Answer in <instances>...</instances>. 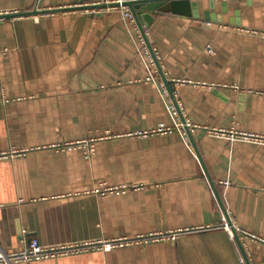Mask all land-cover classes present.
<instances>
[{"label":"crops","instance_id":"0c3cea01","mask_svg":"<svg viewBox=\"0 0 264 264\" xmlns=\"http://www.w3.org/2000/svg\"><path fill=\"white\" fill-rule=\"evenodd\" d=\"M100 1L0 0L29 13L0 18V249L87 245L15 264H264V144L208 130L264 135V0L153 14L173 97L121 7L54 11ZM85 140L93 153L68 144ZM226 216L255 236L231 238Z\"/></svg>","mask_w":264,"mask_h":264},{"label":"built area","instance_id":"2783aa9c","mask_svg":"<svg viewBox=\"0 0 264 264\" xmlns=\"http://www.w3.org/2000/svg\"><path fill=\"white\" fill-rule=\"evenodd\" d=\"M124 0H103L100 1L99 3H109V2H123ZM114 7H107V8H102V9H111V8H115ZM117 7H121L122 9V13H123V18L124 20L129 23L130 25H132L134 27L135 30H138V24L135 20V17L133 15V13L131 12V10L127 7V6H117ZM2 15V14H0ZM139 40L141 41V43L144 45L143 49L145 50V53L148 55L151 64H155V60L148 48V46L146 45V40L145 37L143 36V34H139ZM155 80V79H154ZM163 92L166 94H164L165 96H167L168 94V90L163 89ZM167 106L168 109L171 113V115L173 117H175L176 119L178 118V108H177V104H175L172 100L169 101L167 100ZM186 126H188L189 128L191 127L190 123L186 121V123L180 127L178 126V129H180L181 131H186ZM185 129V130H184ZM159 131H171L172 128L171 127H166L164 125H160V127L158 128ZM210 134H213L215 136L218 137H224L227 138L231 141H248V142H257V143H263L264 144V135H260V134H256V133H252V132H247V131H240L237 130L235 128L233 129H224V128H214V129H208ZM186 140L189 141L188 136L185 134ZM94 141H89L87 144V141H76V142H72V143H68L69 146H75V145H83L84 147H87L86 152L88 154H91L95 151L94 148ZM86 145V146H85ZM114 188H110V190H113ZM222 225L229 231V234L231 236V238H235L236 234L234 233L233 229H235L237 235L238 232L246 235V236H255V235H249L248 233H246L244 230L238 228L234 222H232V219H230V217L226 216V218L223 219L222 221ZM236 227V228H235ZM237 229V230H236ZM238 231V232H237ZM179 234V232H173L169 235H167V238L170 239H175L176 236ZM165 236H150L151 240H157V239H164L166 238ZM120 243H103L102 246H100V249H108L111 248L115 245H118ZM87 245H61L58 247H53V246H46L41 244V242L38 239H32L25 247L24 249L12 252V253H7L4 250L0 249V264H15L18 262H25V263H30L34 260H40V259H44V258H48V257H52V256H56V255H63V254H68V253H74V252H79V251H84L87 249L86 247ZM242 262H245L244 259H242Z\"/></svg>","mask_w":264,"mask_h":264},{"label":"water","instance_id":"95a60500","mask_svg":"<svg viewBox=\"0 0 264 264\" xmlns=\"http://www.w3.org/2000/svg\"><path fill=\"white\" fill-rule=\"evenodd\" d=\"M198 5H199V0H124L123 2L98 3L95 5H90V6H86V7L60 8V9H54V11L55 10H61V11L76 10V9H82V8L83 9H97V8H107V7H114V6H116V7L117 6H127L131 10V12L133 13L139 29H140L141 33L143 34V36L145 37L148 48H149V50H150V52H151V54L155 60V63H156V65L160 71V74L162 75V78L167 85L168 91H169L171 97H173V90L168 86V80L165 77V74L163 72L161 64H160L152 46H151V44L148 41L145 28L152 21L154 13H160V12H162V13H174V14H181V15H189V16L198 17L199 16L198 11H197ZM47 12H52V11L51 10L45 11V13H47ZM15 14H29V13L3 14V15H0V18L6 17V16H14ZM175 103H176V101H175ZM177 108H178V106H177ZM182 122L184 124L186 123L184 118H182ZM186 130H187V132H188V134L192 140L191 131H190V128L188 126H186ZM192 143L194 145L193 140H192ZM199 157H200V155H199ZM204 169H205L207 176L210 179L211 185L215 191L217 198L221 201V197L219 195L217 187H216L215 183L212 181V179L210 178L209 173H208L205 166H204ZM233 231L236 234V238L239 241V237H238L235 229H233ZM239 243H241V242L239 241ZM246 260H247V263L250 264L249 260L248 259H246Z\"/></svg>","mask_w":264,"mask_h":264}]
</instances>
